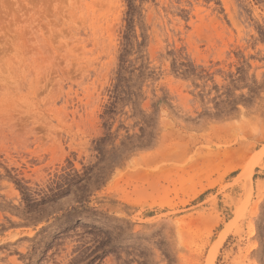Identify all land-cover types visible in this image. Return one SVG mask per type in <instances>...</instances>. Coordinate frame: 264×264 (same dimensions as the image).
Here are the masks:
<instances>
[{
  "label": "rangeland",
  "instance_id": "1",
  "mask_svg": "<svg viewBox=\"0 0 264 264\" xmlns=\"http://www.w3.org/2000/svg\"><path fill=\"white\" fill-rule=\"evenodd\" d=\"M213 249L264 264V0H0V264Z\"/></svg>",
  "mask_w": 264,
  "mask_h": 264
},
{
  "label": "bare ground",
  "instance_id": "2",
  "mask_svg": "<svg viewBox=\"0 0 264 264\" xmlns=\"http://www.w3.org/2000/svg\"><path fill=\"white\" fill-rule=\"evenodd\" d=\"M223 237H224V235H223ZM223 237H222V239H223ZM222 239H221V241H222ZM210 254H211V256L209 257V262L211 264L212 261H213V259H214V257H215V249L211 250V253Z\"/></svg>",
  "mask_w": 264,
  "mask_h": 264
}]
</instances>
